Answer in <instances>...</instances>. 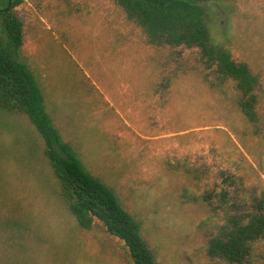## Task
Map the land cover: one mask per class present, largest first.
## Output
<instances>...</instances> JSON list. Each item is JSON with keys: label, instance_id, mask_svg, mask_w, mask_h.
Here are the masks:
<instances>
[{"label": "rangeland", "instance_id": "obj_1", "mask_svg": "<svg viewBox=\"0 0 264 264\" xmlns=\"http://www.w3.org/2000/svg\"><path fill=\"white\" fill-rule=\"evenodd\" d=\"M205 5L214 40L258 78L256 122L240 110L235 83H221L199 48L150 43L115 0H24L15 8L21 56L64 140L140 222L157 261L264 264V237L242 263L208 255L225 223L224 190L244 211L264 209V0ZM42 150L26 115L0 112V219L26 222L1 232L16 242L19 262L135 264L98 219L79 226Z\"/></svg>", "mask_w": 264, "mask_h": 264}, {"label": "trees", "instance_id": "obj_2", "mask_svg": "<svg viewBox=\"0 0 264 264\" xmlns=\"http://www.w3.org/2000/svg\"><path fill=\"white\" fill-rule=\"evenodd\" d=\"M24 0H0V112L26 115L43 143V156L56 179V194L80 227L91 229L96 219L107 231L120 238L135 264H162L143 237L138 220L124 207L118 194L92 174L72 145L55 126L45 104L40 85L27 63L22 60L23 22L15 8ZM127 17L146 32L155 45L197 47L208 68H215L221 83L233 81L241 94L239 107L251 122L258 120V78L247 63H238L229 49L217 43L211 33V19L205 4L219 0H115ZM205 3V4H204ZM19 144L28 145L25 140ZM18 142V141H17ZM30 143L29 153L38 152ZM230 191L220 195L225 223L210 239L208 255L230 263L245 262L254 242L264 237V209L244 211L229 200ZM14 212H18L15 207ZM1 264L19 262L16 242L4 239L2 230L22 231L26 222L14 215L0 219ZM18 254L24 255L19 243ZM25 256V255H24Z\"/></svg>", "mask_w": 264, "mask_h": 264}]
</instances>
